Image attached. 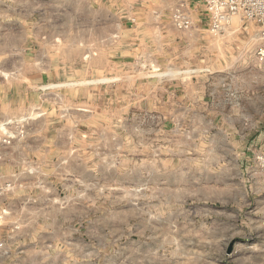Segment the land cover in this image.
Masks as SVG:
<instances>
[{"label":"rangeland","instance_id":"1","mask_svg":"<svg viewBox=\"0 0 264 264\" xmlns=\"http://www.w3.org/2000/svg\"><path fill=\"white\" fill-rule=\"evenodd\" d=\"M20 1L22 29L0 23V264H264L250 123L165 120L172 83L253 54L258 27L181 30L168 10L111 32L79 0L65 27L63 0Z\"/></svg>","mask_w":264,"mask_h":264},{"label":"crops","instance_id":"2","mask_svg":"<svg viewBox=\"0 0 264 264\" xmlns=\"http://www.w3.org/2000/svg\"><path fill=\"white\" fill-rule=\"evenodd\" d=\"M79 1L81 14L85 10L83 6L99 5L94 9L98 21L95 27L111 29V32L118 30L121 22L123 26L130 27L132 24L129 21L139 20L140 14L146 16L145 18L149 17L152 21L153 17H160L164 11H170L176 3V0H132L134 3L131 4L132 1L128 3L129 0H126L127 5L124 7L128 6V8L121 10L123 8L121 0ZM21 2L20 0H0V23L19 21V28L22 29L25 9ZM135 2L143 6L129 9L130 5L136 4ZM72 5L73 0H63L65 27L66 24L68 26V22H71ZM26 11L35 12L34 7ZM121 13L127 19L121 20ZM195 13L197 15L194 17V28H206L203 21L199 19L198 10ZM86 22L88 23L87 18ZM8 27L11 28V26ZM110 39L87 40L85 43L103 44ZM14 43L19 42L16 40ZM234 51L232 49L227 54L224 64H217L214 61L209 69H199L196 77L172 83L174 95L172 108L175 109L176 115L172 118H165V120H228L230 122L229 133H237L238 128L242 133L243 125H246V122L250 123L251 128L245 130L248 134L252 132L254 139L251 150L247 152L249 156L253 150H264V62L258 63L254 52L253 54L247 53L244 48ZM207 61L210 62V58L201 59L193 65L205 66Z\"/></svg>","mask_w":264,"mask_h":264},{"label":"built area","instance_id":"3","mask_svg":"<svg viewBox=\"0 0 264 264\" xmlns=\"http://www.w3.org/2000/svg\"><path fill=\"white\" fill-rule=\"evenodd\" d=\"M197 10L199 19L214 34L234 27V19L256 25L260 43L254 49V56L258 63L264 62V0H176L170 9L173 26L181 30L193 29ZM2 126L0 123V130ZM257 159L264 174V153H259Z\"/></svg>","mask_w":264,"mask_h":264}]
</instances>
